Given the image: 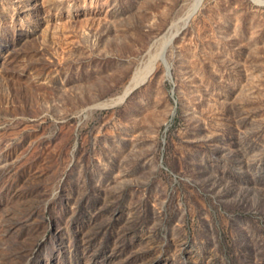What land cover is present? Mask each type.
<instances>
[{
  "label": "rangeland",
  "instance_id": "1",
  "mask_svg": "<svg viewBox=\"0 0 264 264\" xmlns=\"http://www.w3.org/2000/svg\"><path fill=\"white\" fill-rule=\"evenodd\" d=\"M0 264H264V0H0Z\"/></svg>",
  "mask_w": 264,
  "mask_h": 264
},
{
  "label": "bare ground",
  "instance_id": "2",
  "mask_svg": "<svg viewBox=\"0 0 264 264\" xmlns=\"http://www.w3.org/2000/svg\"><path fill=\"white\" fill-rule=\"evenodd\" d=\"M196 11V10H195ZM184 17H186V16H184ZM177 31V30H176ZM151 63V62H150ZM167 66V65H166ZM154 67V66H153ZM152 68V67H151ZM144 69V68H143ZM139 73V72H138ZM137 73V74H138ZM145 75V74H144ZM131 86V85H130ZM132 88V87H131ZM130 89V88H129ZM126 92H127V90H126ZM112 101V100H111ZM113 102H111V103H109V104H112ZM103 105V104H102ZM105 105V104H104Z\"/></svg>",
  "mask_w": 264,
  "mask_h": 264
}]
</instances>
